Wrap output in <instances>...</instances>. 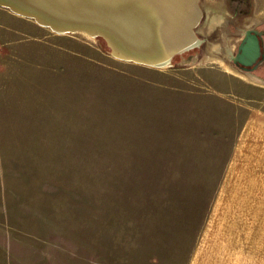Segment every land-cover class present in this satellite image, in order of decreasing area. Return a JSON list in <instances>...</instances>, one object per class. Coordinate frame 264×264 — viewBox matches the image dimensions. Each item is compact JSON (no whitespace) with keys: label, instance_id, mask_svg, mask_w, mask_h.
<instances>
[{"label":"rangeland","instance_id":"obj_1","mask_svg":"<svg viewBox=\"0 0 264 264\" xmlns=\"http://www.w3.org/2000/svg\"><path fill=\"white\" fill-rule=\"evenodd\" d=\"M216 1L202 43L163 68L0 7V264H186L203 232L242 227L231 154L264 59L231 57L264 3Z\"/></svg>","mask_w":264,"mask_h":264},{"label":"water","instance_id":"obj_2","mask_svg":"<svg viewBox=\"0 0 264 264\" xmlns=\"http://www.w3.org/2000/svg\"><path fill=\"white\" fill-rule=\"evenodd\" d=\"M200 0H0V7L57 34L100 38L116 59L154 68L199 46ZM259 32L244 31L232 61L256 68Z\"/></svg>","mask_w":264,"mask_h":264},{"label":"crops","instance_id":"obj_3","mask_svg":"<svg viewBox=\"0 0 264 264\" xmlns=\"http://www.w3.org/2000/svg\"><path fill=\"white\" fill-rule=\"evenodd\" d=\"M226 1L229 8L233 6L237 8V14L241 16L249 14L247 3L250 0ZM216 2V0L199 1L203 16L207 4L210 8L216 9ZM263 3L260 0L261 6ZM218 7L220 8V5ZM255 14L258 16L261 13ZM252 24L253 21L243 24L242 30L251 28ZM252 29L261 32L263 44L264 20L260 26ZM262 100V104L251 105L254 108L252 109L254 114L249 113L242 123L231 154L233 163L238 158L244 160L242 198L238 197L241 195L234 187L230 195L229 191L233 184L228 186V195L232 200L230 206L244 208L242 220L234 222L242 223V227L239 226L241 224L232 225L228 231H216L212 235L203 232L193 252L189 254L186 264H264V99ZM258 102H261V99ZM236 174L238 176L239 173Z\"/></svg>","mask_w":264,"mask_h":264},{"label":"flooded vegetation","instance_id":"obj_4","mask_svg":"<svg viewBox=\"0 0 264 264\" xmlns=\"http://www.w3.org/2000/svg\"><path fill=\"white\" fill-rule=\"evenodd\" d=\"M256 30V29H255ZM258 31V30H257ZM259 32V31H258ZM261 32H259V42H260V52H261V55H260V57L258 58V62H257V66H256V68L259 66V64H260V62L264 59V50H263V48H262V39H261ZM242 38V37H241ZM241 41V40H240ZM240 41H239V43H240ZM239 43H238V45H239ZM238 45H237V47H238ZM236 51H237V49H236ZM236 64V63H235ZM236 65H238V67H240L241 69H243V70H255L256 68H254V69H251V66H247V67H244V66H242V65H240V64H236Z\"/></svg>","mask_w":264,"mask_h":264}]
</instances>
